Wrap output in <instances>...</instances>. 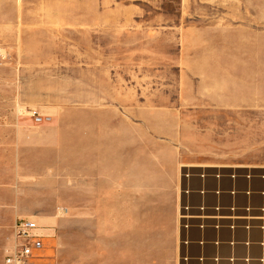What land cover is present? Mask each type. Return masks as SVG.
<instances>
[{
	"label": "rangeland",
	"instance_id": "1",
	"mask_svg": "<svg viewBox=\"0 0 264 264\" xmlns=\"http://www.w3.org/2000/svg\"><path fill=\"white\" fill-rule=\"evenodd\" d=\"M263 177L264 0H0V227L36 264H264L183 218L262 212Z\"/></svg>",
	"mask_w": 264,
	"mask_h": 264
},
{
	"label": "built area",
	"instance_id": "2",
	"mask_svg": "<svg viewBox=\"0 0 264 264\" xmlns=\"http://www.w3.org/2000/svg\"><path fill=\"white\" fill-rule=\"evenodd\" d=\"M209 174L210 172L206 175L210 176ZM255 176L256 174L251 172L245 174L244 172H226L225 170H220L218 171L217 175H215V177L220 179V181L227 177L233 182H236L242 178L251 181L253 178H255ZM220 183H222V181ZM234 193V191H230V194ZM246 193L250 194V191L248 190ZM37 231L38 228L31 221L24 218L17 219L13 227V244L7 255L4 257L2 264H27L34 248H41V245H36L33 243V240H36L38 237L36 233Z\"/></svg>",
	"mask_w": 264,
	"mask_h": 264
},
{
	"label": "bare ground",
	"instance_id": "3",
	"mask_svg": "<svg viewBox=\"0 0 264 264\" xmlns=\"http://www.w3.org/2000/svg\"><path fill=\"white\" fill-rule=\"evenodd\" d=\"M224 169V168H222ZM226 169V168H225ZM228 172H241L240 170H227ZM196 172V171H195ZM203 172L205 174L209 173V170H203ZM245 174L250 173V172H244ZM183 218L187 221V222H197L201 223L200 220L204 221V223H212V224H216L217 226L221 227V228H228L229 225H231V227H229V229H240V228H244L245 229H250V230H254L256 228H259L262 230L263 234H264V210L260 213H255L253 210L247 212L246 214L243 213H239V212H231V213H223V212H217L215 214L213 213H199V214H194V213H186V215L183 216ZM203 224V223H201ZM205 225V224H204ZM211 224H208V226H210ZM207 226V225H206ZM248 232V231H247ZM239 247V246H238ZM233 250V248H232ZM247 252V256H248V252L250 250V248H246L245 249ZM264 249H262L263 251ZM264 257V256H263ZM249 258V257H247ZM239 260H236L235 262H238ZM218 262H225V259L219 258Z\"/></svg>",
	"mask_w": 264,
	"mask_h": 264
},
{
	"label": "crops",
	"instance_id": "4",
	"mask_svg": "<svg viewBox=\"0 0 264 264\" xmlns=\"http://www.w3.org/2000/svg\"><path fill=\"white\" fill-rule=\"evenodd\" d=\"M211 167H213V168H229V167H233V166L230 165V164L221 163L219 165L218 164H214V166H211ZM4 178H5L4 175H1V179L3 180ZM255 181H258L260 184H262V181H260V180H255ZM240 182L244 183L245 179H243V178L240 179ZM223 184L224 185H228L229 184L231 186V181H229L228 179H225L223 181ZM225 198L227 199L226 196H225ZM9 199L10 198H9L8 192L5 191V190H2L0 192V205L3 204V203H9ZM2 218H3V215H2V211L0 210V225H1V223H3ZM8 241H9V239H8L7 233H5L4 229L2 227H0V264L3 263L4 257L7 255V253L9 252V250H10L12 244H13V239L11 240V243L10 242L8 243ZM53 241H54V243L56 245L52 249V253H54L53 254L54 255L53 258L55 259V262L56 263H61V262H65V261H71V259L68 258V256H69L68 255V251L73 249L72 245L70 243L67 244V243H63L62 242L61 244L66 246V247L65 248H60L59 247L60 246V241H58L56 239L55 240L53 239ZM4 249H5V253H4V256H2ZM40 250H42V245H41V249ZM40 250L36 251V248H34V251L32 252V256L30 257V259L28 261L29 264H36V253L39 254L38 251H40ZM79 264H81V262Z\"/></svg>",
	"mask_w": 264,
	"mask_h": 264
}]
</instances>
